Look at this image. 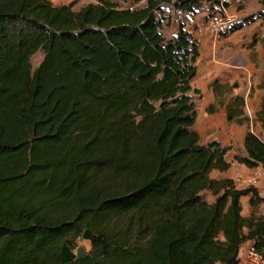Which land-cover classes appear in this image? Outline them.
<instances>
[{
  "label": "trees",
  "instance_id": "1",
  "mask_svg": "<svg viewBox=\"0 0 264 264\" xmlns=\"http://www.w3.org/2000/svg\"><path fill=\"white\" fill-rule=\"evenodd\" d=\"M93 1L0 0V264H239L247 240L264 250L257 189L212 177L230 168V147L194 128L200 45L186 24L219 0ZM166 8L183 18L169 37ZM211 86L206 112L224 107L248 128L232 160L264 171L250 130L264 128V99L250 119L234 84ZM86 228L106 248L62 262V243Z\"/></svg>",
  "mask_w": 264,
  "mask_h": 264
},
{
  "label": "rangeland",
  "instance_id": "2",
  "mask_svg": "<svg viewBox=\"0 0 264 264\" xmlns=\"http://www.w3.org/2000/svg\"><path fill=\"white\" fill-rule=\"evenodd\" d=\"M51 1L55 4H64L73 0ZM89 2L94 1L75 0L73 9L78 10L81 6ZM220 2H223L227 9L228 16L231 18V24L241 21L250 15L254 16L255 20L247 23L238 31L233 33L228 32L214 39L205 26L206 13L213 9L212 5L207 2L200 12L203 13V16L200 18V23L195 25L190 23L192 26L191 29L195 27L193 34L200 45V55L196 61V76L192 81V86L200 91V93L195 96L197 118L194 128L201 135L200 142L202 144L207 143L213 137L223 136L225 131L223 129L225 123L216 120L223 107H218L217 111L213 114L206 112V107L214 103L216 99L211 86L214 80L217 79L219 84H234L235 87H239L242 82L244 90L239 93L244 95L245 93L243 92H247L245 87L248 85V82H244V79L248 72V66L252 65L254 70L250 74V92L254 91L255 87L264 89V0H219V3ZM121 4L122 6H129L130 1L128 0ZM164 12L165 15L170 17V24L163 26L162 33L169 37L177 30V23L183 21V18L181 14L169 8H166ZM195 22H199V18L195 19ZM204 38H208L206 44L200 43V39L204 40ZM42 56L43 54L41 51H37L32 55L30 59L32 69L39 64ZM250 92L248 91V93ZM245 110L247 112V107H245ZM212 122L216 123L215 128L211 127ZM255 132L264 140V132L258 129L255 130ZM234 148L237 150L236 153L240 154L238 146ZM210 175L215 178L224 176L223 173L217 171H212ZM232 175L235 176V174ZM202 196L208 201L213 199V195L208 191H205ZM241 205L243 214L250 213L251 208L247 200H242ZM254 211L261 213L258 207L255 208ZM78 245H83L87 252L91 249L90 241L83 237H79L73 246L71 243L69 244L74 252Z\"/></svg>",
  "mask_w": 264,
  "mask_h": 264
},
{
  "label": "crops",
  "instance_id": "3",
  "mask_svg": "<svg viewBox=\"0 0 264 264\" xmlns=\"http://www.w3.org/2000/svg\"><path fill=\"white\" fill-rule=\"evenodd\" d=\"M201 16H203V13H199V14L195 15L193 18H191L190 20H188L187 24H186V29H188V30L191 29V27H192L191 24L195 25V24L200 23ZM197 18H199V22H195V19H197ZM192 29L195 30V27H193ZM208 38H206V39L204 38V40L200 39V43L202 42V44L203 43L206 44V41L208 40ZM253 70H254V67L252 65L248 66V72H247L246 77L244 79V82L245 81L248 82V85L245 87V90L247 89V92H243V93H245L243 95L245 98V107H247V112H246V110H245V112H246V115L250 119H253L255 117V113L259 110L260 104H261L262 100L264 99V89H259V88L255 87L254 91L250 92V90H251L250 74ZM243 88H244L243 83L241 82L239 87H235L233 89V93L234 94H240L239 92L244 90ZM248 91L250 93H248ZM216 120H219L220 122L225 123V126L223 127V129L225 130L224 135L220 136V137L219 136L213 137L209 141L218 140L221 143V145L229 146L230 150L228 151V153L226 155V159L231 162V166L228 170H226L224 172H219V171H217V172L223 173L224 174L223 177L231 178L233 180L237 176L253 178L254 183H253L252 187L256 188L257 191L264 189V171L260 166H257L254 168H248V167H246L242 164H238L232 160L233 155L237 152L236 148H234L236 146H238V151L240 152L241 155L245 154L244 137H245V134L248 130L247 125L237 124L235 122H227L224 107L222 110H220V115L218 116V118ZM221 120H223V121H221ZM211 127L215 128L216 123L212 122ZM257 129L261 132H264V128L261 126L260 122H258V121L251 122L250 123V130L252 132H254L255 134H257L255 132V130H257ZM257 135L260 137V139H262L259 134H257ZM200 140H201V135H200ZM232 146H234V147H232ZM214 171H216V170H214ZM232 174H235V176H233ZM217 178H219V177H217ZM242 200H247V202H248L249 196L242 197L241 202H242ZM257 207H258V209L261 210V213L255 212V215H264V201H261L260 203H258L255 208H257ZM243 215L248 216V215H250V213L243 214ZM249 242L250 241L247 240L246 242L242 243V245L240 247V251H239L240 263L239 264H248L247 260L245 258V255H244V250H245V246Z\"/></svg>",
  "mask_w": 264,
  "mask_h": 264
},
{
  "label": "built area",
  "instance_id": "4",
  "mask_svg": "<svg viewBox=\"0 0 264 264\" xmlns=\"http://www.w3.org/2000/svg\"><path fill=\"white\" fill-rule=\"evenodd\" d=\"M205 26L214 39L228 32L231 18L228 16L223 2L217 3L211 11L206 13ZM189 31L194 32L193 29H189ZM233 181L236 188L249 187L254 183L253 178L243 176H237ZM257 196L264 201V189L257 191ZM244 255L248 264H264V250L256 248L251 241L245 246Z\"/></svg>",
  "mask_w": 264,
  "mask_h": 264
},
{
  "label": "water",
  "instance_id": "5",
  "mask_svg": "<svg viewBox=\"0 0 264 264\" xmlns=\"http://www.w3.org/2000/svg\"><path fill=\"white\" fill-rule=\"evenodd\" d=\"M82 237L90 241H98L101 243L102 248H106V239L102 233H93L89 228L84 229ZM70 243L64 242L60 246L59 257L62 262L72 261L74 259H85L88 256V252L83 245H78L75 252L70 248Z\"/></svg>",
  "mask_w": 264,
  "mask_h": 264
}]
</instances>
